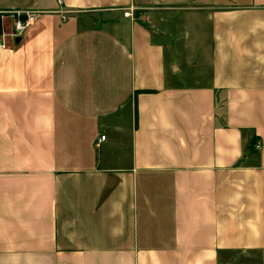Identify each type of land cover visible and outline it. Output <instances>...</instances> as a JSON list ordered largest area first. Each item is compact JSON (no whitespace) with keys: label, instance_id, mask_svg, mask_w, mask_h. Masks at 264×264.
Segmentation results:
<instances>
[{"label":"crops","instance_id":"0c3cea01","mask_svg":"<svg viewBox=\"0 0 264 264\" xmlns=\"http://www.w3.org/2000/svg\"><path fill=\"white\" fill-rule=\"evenodd\" d=\"M17 12L0 264H264V0H0Z\"/></svg>","mask_w":264,"mask_h":264},{"label":"built area","instance_id":"2783aa9c","mask_svg":"<svg viewBox=\"0 0 264 264\" xmlns=\"http://www.w3.org/2000/svg\"><path fill=\"white\" fill-rule=\"evenodd\" d=\"M134 10L130 8L129 11L124 13L125 17H133ZM13 19V30L11 33V36L13 38L21 36L27 28L32 26L36 20L37 15L31 12H17L14 14ZM105 140V136H101L99 139V142H102ZM256 149L259 148V144H256Z\"/></svg>","mask_w":264,"mask_h":264},{"label":"rangeland","instance_id":"374dc122","mask_svg":"<svg viewBox=\"0 0 264 264\" xmlns=\"http://www.w3.org/2000/svg\"><path fill=\"white\" fill-rule=\"evenodd\" d=\"M7 18V19H6ZM10 17L5 16V19L0 18V36L2 34H8L12 31L13 29V21L11 22ZM183 79V84L184 85H191L193 81H191V78H182ZM174 84L179 85L181 82L179 80H173Z\"/></svg>","mask_w":264,"mask_h":264},{"label":"trees","instance_id":"16d2710c","mask_svg":"<svg viewBox=\"0 0 264 264\" xmlns=\"http://www.w3.org/2000/svg\"><path fill=\"white\" fill-rule=\"evenodd\" d=\"M135 16L137 15V12H135V14H134ZM135 107H136V103H135Z\"/></svg>","mask_w":264,"mask_h":264}]
</instances>
